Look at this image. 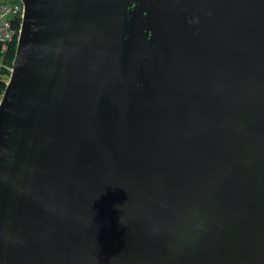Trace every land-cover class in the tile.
<instances>
[{"label":"water","instance_id":"obj_1","mask_svg":"<svg viewBox=\"0 0 264 264\" xmlns=\"http://www.w3.org/2000/svg\"><path fill=\"white\" fill-rule=\"evenodd\" d=\"M23 2L0 264H264V0Z\"/></svg>","mask_w":264,"mask_h":264},{"label":"built area","instance_id":"obj_2","mask_svg":"<svg viewBox=\"0 0 264 264\" xmlns=\"http://www.w3.org/2000/svg\"><path fill=\"white\" fill-rule=\"evenodd\" d=\"M25 12L23 0H0V48L8 49L15 36L19 38Z\"/></svg>","mask_w":264,"mask_h":264},{"label":"trees","instance_id":"obj_3","mask_svg":"<svg viewBox=\"0 0 264 264\" xmlns=\"http://www.w3.org/2000/svg\"><path fill=\"white\" fill-rule=\"evenodd\" d=\"M17 43H18V38L16 35L14 40L10 43L8 49L5 50L3 53H0L1 56L3 57L4 63L6 64L3 69L4 72L5 70L10 71V68L13 67V62L17 49ZM6 86H7V81L3 78H0V101L2 99Z\"/></svg>","mask_w":264,"mask_h":264},{"label":"rangeland","instance_id":"obj_4","mask_svg":"<svg viewBox=\"0 0 264 264\" xmlns=\"http://www.w3.org/2000/svg\"><path fill=\"white\" fill-rule=\"evenodd\" d=\"M0 51H1V48H0ZM0 53H3V52L1 51ZM5 65L6 64L4 63L3 57L0 54V78L5 79L8 83V81L10 80V77H11V71H12L13 67L10 68V71L5 70V72H4L3 69H4Z\"/></svg>","mask_w":264,"mask_h":264}]
</instances>
